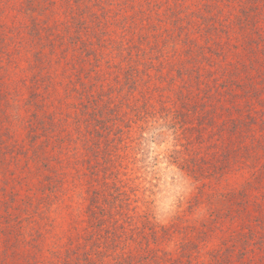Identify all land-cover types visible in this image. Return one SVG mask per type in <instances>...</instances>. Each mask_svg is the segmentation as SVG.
<instances>
[{
  "label": "rangeland",
  "instance_id": "rangeland-1",
  "mask_svg": "<svg viewBox=\"0 0 264 264\" xmlns=\"http://www.w3.org/2000/svg\"><path fill=\"white\" fill-rule=\"evenodd\" d=\"M206 2L0 0V264H114L138 254L147 226L179 219L191 231L226 209L230 194L260 186L264 102L250 101L258 167L222 165L233 103L209 89L227 66L189 61L184 44H167L183 30L204 46L197 27ZM234 13L221 5L217 17ZM255 15L263 40L264 2ZM229 33L218 41L237 43ZM249 67L250 81L264 85V54H250ZM183 93L203 111L217 105L216 130L194 112L180 129L173 115L184 112ZM223 224L237 228L231 217ZM224 235L212 232L203 247ZM182 238L151 246L171 251Z\"/></svg>",
  "mask_w": 264,
  "mask_h": 264
},
{
  "label": "trees",
  "instance_id": "trees-1",
  "mask_svg": "<svg viewBox=\"0 0 264 264\" xmlns=\"http://www.w3.org/2000/svg\"><path fill=\"white\" fill-rule=\"evenodd\" d=\"M263 2L264 0H207L203 4V12L199 16L200 22L197 27V31L205 41L204 46L184 38L181 33L183 30L170 34L167 40V44L171 43L175 46L179 43L184 44L190 54L189 61L202 58L209 63V66H227L226 69L221 68V75L216 77V85L209 89L211 92L214 91L212 97L218 94L215 98L220 102L227 100L233 103V106L227 109L230 119L226 123L229 124V128L224 131H228L231 138L228 140L230 146L225 147L222 153L221 164L224 166L240 162H249L256 167L259 165L258 158L262 144L260 138L255 137L254 126L258 121L250 116V101L255 99L256 105L264 102V85L259 87L253 77L250 81L249 66L250 54L256 56L259 51L264 54V39L261 40L263 37L256 27L259 18L255 15L258 6ZM221 5L231 6L234 9L233 19H218ZM173 15L175 22L180 20L178 10H175ZM174 24L180 29L178 23ZM230 28L238 35L237 43L223 44L218 41L224 37L230 40ZM253 31L258 35L256 38H250V33ZM123 51H126V48H123ZM260 83H264V80L262 79ZM186 95V93L180 95V100L185 102L184 112L179 114L176 112L177 114L173 115L180 129H185L188 115L194 112V116L199 118L201 127L216 130L217 105L212 104L213 108L203 111L200 107L203 108L204 104L198 106L197 103H186L188 101ZM165 110L164 118L168 113L171 115L169 108ZM194 128L196 129L197 126ZM261 167L255 178L256 184L260 186L255 187L254 184L249 183L241 191L230 194L228 199L226 198V209L212 211V219L209 223L200 227L195 226L191 231L182 230L179 219L169 227H161L160 231L147 226L142 240L138 243V254L125 255L114 264H264V165ZM190 169L191 172H199L202 176L220 174V168L206 171L205 167L199 166L197 169L196 166H191ZM229 217L237 223V228L231 232L226 230L223 224ZM216 230L223 232L224 237L212 248L205 249L203 247L205 242ZM182 232L185 239L182 238L174 250L168 251L151 246L157 245L162 238L174 234L180 235Z\"/></svg>",
  "mask_w": 264,
  "mask_h": 264
}]
</instances>
